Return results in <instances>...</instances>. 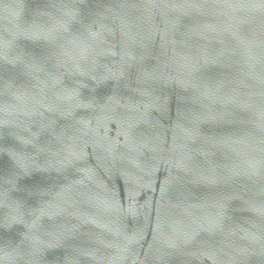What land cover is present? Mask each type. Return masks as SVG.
<instances>
[{
	"label": "water",
	"instance_id": "water-1",
	"mask_svg": "<svg viewBox=\"0 0 264 264\" xmlns=\"http://www.w3.org/2000/svg\"><path fill=\"white\" fill-rule=\"evenodd\" d=\"M0 264H264V0H0Z\"/></svg>",
	"mask_w": 264,
	"mask_h": 264
}]
</instances>
